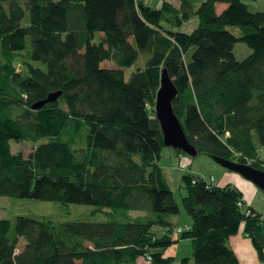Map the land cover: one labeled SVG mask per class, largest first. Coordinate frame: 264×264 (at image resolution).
Instances as JSON below:
<instances>
[{"label":"trees","instance_id":"1","mask_svg":"<svg viewBox=\"0 0 264 264\" xmlns=\"http://www.w3.org/2000/svg\"><path fill=\"white\" fill-rule=\"evenodd\" d=\"M217 4L227 7L218 14ZM195 17L198 27L181 31ZM238 43L252 50L243 61ZM140 59L146 66L127 79ZM164 70L198 154L264 172L258 0H0V196L93 206L106 218L0 219V264H174L165 252L183 240L193 260L181 264H240L228 239L242 224L264 264L262 215L213 177L184 174L192 224L176 235L181 207L160 164L166 145L156 115ZM57 92L58 101L33 109ZM43 140L27 157L12 151V141Z\"/></svg>","mask_w":264,"mask_h":264},{"label":"rangeland","instance_id":"2","mask_svg":"<svg viewBox=\"0 0 264 264\" xmlns=\"http://www.w3.org/2000/svg\"><path fill=\"white\" fill-rule=\"evenodd\" d=\"M258 4L264 5V0H258ZM28 24L29 15H27V17L23 21L24 26H28ZM198 25L199 20L197 17H195L188 23H186L181 28V31L191 33L195 28L198 27ZM229 29L235 34H240V29L238 27H230ZM26 51L29 53L33 51L31 38H29ZM234 53L238 61H243L252 53V50L245 43H238L235 47ZM110 65L111 64H106V66ZM145 66L146 61L140 59L133 67L126 70L127 79L138 68ZM17 69L18 71H20V65H17ZM45 142H47V140H43L40 143L12 141V151L15 154L23 153L27 157L34 151L35 146ZM84 142H86V135L84 141L83 137H78L74 142V146L76 148H83ZM160 164L165 171L167 183L171 190L174 192L175 197L181 207V214L175 216V220L181 223V226L184 228L185 226L190 225L192 222V218L185 210L182 202L183 196L186 194L183 182L184 174L189 173L195 176L199 175L208 179H211L213 176L218 178L219 173L223 171H227L235 175H241L237 172L224 168L223 166L218 164L212 157H209L207 155H198L195 158L189 155L179 157L176 155L175 149L171 147H165L163 149ZM241 177L244 178V176L242 175ZM213 184L217 186L216 182H214ZM140 214L143 213H133L134 216ZM19 216H47L60 222L77 221L97 223L103 222L106 219L104 213L97 210V208L93 206L78 204L64 206L60 202L0 196V219H10L15 222L17 217ZM155 231L157 232L158 229H155ZM24 244V239H22L20 247H22ZM165 256L174 258V264H181L183 260H193V246L191 241L183 240L176 243L168 250H166ZM135 264H149V261L146 257H140Z\"/></svg>","mask_w":264,"mask_h":264},{"label":"water","instance_id":"3","mask_svg":"<svg viewBox=\"0 0 264 264\" xmlns=\"http://www.w3.org/2000/svg\"><path fill=\"white\" fill-rule=\"evenodd\" d=\"M61 95L62 92L52 93L46 100L34 104L33 109H42L47 104L58 101ZM177 95V87L170 78L168 72L164 70L161 79V88L158 91L156 102V115L164 133V143L166 147L181 150L185 154L195 158L199 155L198 151L187 139L182 124L174 111L173 101ZM213 159L224 168L241 174L245 179L255 183L264 191L263 171L227 159L218 157Z\"/></svg>","mask_w":264,"mask_h":264},{"label":"crops","instance_id":"4","mask_svg":"<svg viewBox=\"0 0 264 264\" xmlns=\"http://www.w3.org/2000/svg\"><path fill=\"white\" fill-rule=\"evenodd\" d=\"M170 1L179 5V0ZM226 7L227 5L225 4H217L218 14H220ZM213 178H215L214 182L217 183L218 187H226L230 185L237 188L243 194L245 207L252 208L254 211L262 215L264 219V191L255 183L241 177V175H235L227 171L220 172L218 178L214 176ZM191 224L185 227H190ZM228 245L236 254L240 264H262L259 253L257 252L251 238L245 232V224H242L238 234L228 239Z\"/></svg>","mask_w":264,"mask_h":264},{"label":"built area","instance_id":"5","mask_svg":"<svg viewBox=\"0 0 264 264\" xmlns=\"http://www.w3.org/2000/svg\"><path fill=\"white\" fill-rule=\"evenodd\" d=\"M214 180H215V179L212 178L211 181H214ZM240 205L242 206L243 204L240 203ZM248 213H250V211H249ZM185 228L187 229V227H185ZM183 231H184V227H180L179 229H177V231H176V235H180Z\"/></svg>","mask_w":264,"mask_h":264}]
</instances>
